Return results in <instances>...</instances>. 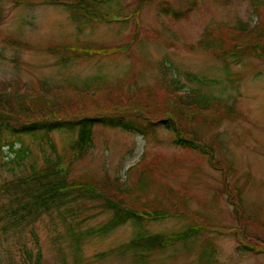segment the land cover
Returning <instances> with one entry per match:
<instances>
[{"label": "rangeland", "instance_id": "1", "mask_svg": "<svg viewBox=\"0 0 264 264\" xmlns=\"http://www.w3.org/2000/svg\"><path fill=\"white\" fill-rule=\"evenodd\" d=\"M40 1L0 0V88L12 82L28 93L53 95L69 102V112L91 115L133 106V110L143 108L145 116L165 120L161 114L176 97L177 81L183 91L193 89L214 98L223 116L217 126L196 120L188 126L199 130L202 141L211 145L212 164L197 150L172 145L169 130H149L141 123L140 133L95 127L93 148L72 165L69 149L75 135L51 133L49 145L55 153H47L63 158L67 165L61 172L67 170L68 178L94 188L98 182L109 180L105 182L109 184L118 178L123 188L133 191L123 198L137 213L156 208L169 215L144 223L142 231L147 234L184 235L191 227L199 228L198 223L239 230L233 235H198L153 255L148 264H203L204 257L210 264H264V254L237 250L239 242L251 247L254 239L264 241V56L227 54L236 39L245 40L244 49L252 44L253 31L264 35V0H196L195 8L177 20L163 15L161 7L179 13L194 0H110L102 7L127 18L113 24L92 23L71 8ZM210 29L219 32L215 38L223 42L221 50L202 46ZM86 45L121 48L88 51L80 47ZM51 48L57 49L50 53ZM57 53H70L74 60L64 64ZM186 74L206 85L187 82ZM225 108L231 114L226 115ZM213 112L204 118L209 123L216 121ZM23 141L29 152L21 155V165L9 162L16 157L10 146L2 149L0 185L45 164L47 154L39 150L47 145L27 136ZM17 143L15 152L21 141ZM108 193H113L110 188ZM229 198L241 203L242 216L234 212ZM66 210L74 215L68 221L72 230L52 209L50 216H41L32 225L1 234L0 264H34L24 260L20 250L35 255L37 246L41 264L133 263L128 255L100 260L96 255L133 240L139 227L128 222L104 236L88 235L106 224L111 212L100 208L99 202L80 200L59 211ZM207 251H214L213 259L206 257Z\"/></svg>", "mask_w": 264, "mask_h": 264}, {"label": "trees", "instance_id": "2", "mask_svg": "<svg viewBox=\"0 0 264 264\" xmlns=\"http://www.w3.org/2000/svg\"><path fill=\"white\" fill-rule=\"evenodd\" d=\"M110 0H41V4L64 6L71 8L78 15L82 16L87 21L92 23H122L127 20L125 16L118 15L110 10L102 7L103 3ZM196 0L192 1L187 8L178 13L173 11L167 6H162L160 12L163 15L172 17L177 20L181 17H185L188 12L195 8ZM139 14V9L135 12ZM73 16V15H72ZM75 17L73 16V19ZM214 30H206L205 39L202 41L204 49L212 51L221 50L223 42L216 37ZM252 44L247 48L245 47V40L240 41L236 39L232 49V52H227L231 57L256 55L264 56V35H255ZM20 44V43H15ZM250 44V42H248ZM247 44V45H248ZM130 46V42H129ZM246 46V45H245ZM84 50L99 51V50H118L121 48H107L102 46L86 45L80 46ZM106 48V49H104ZM57 49V48H56ZM55 48L48 49L50 53H53ZM66 51H70V48H66ZM63 57V63L67 64V61L73 59L70 53H57ZM224 54V53H223ZM223 54H219V58H224ZM74 60V59H73ZM192 75L186 74L187 82H197L201 86L206 85L204 82L195 80ZM49 87L50 85L46 83ZM174 89L182 90L183 86L178 85L177 81L174 84ZM48 86H42L43 89L50 92ZM17 85L12 82H7L6 87L0 88L4 92L0 94V158L2 155V149L6 146H10L9 151L14 153L12 160L9 162L20 163L22 162L21 155L27 151L28 146H25V139L22 142L24 136L30 137L35 141H39L42 144H46L42 150H39L44 156L43 162L45 163L41 168L35 170L24 177H17L13 180L7 181L0 185V235L6 233L9 230L16 229L23 225H32L38 221L41 216L49 215L52 209H55L57 213V219L62 222L64 226H71L68 222L74 215L69 210L60 212V208L70 202L77 200L80 201H96L99 202V207L103 210L111 212L112 216L110 220L102 225L99 229L93 232H87L88 235L94 234L96 236H104L111 232L115 228L131 222L133 225L139 227L140 231L136 238L129 241L126 244H122L107 253H101L96 255V260L107 257L109 255H116L118 257L130 256L133 259L132 264H148L150 258L164 250L174 247L180 242H186L197 235L206 233L204 229L191 227L185 231L184 235H164V234H147L143 232L144 223L153 222L169 217L163 210L159 209L144 210L141 213H137L138 210L128 204L123 196L132 195L129 188H123L124 185L119 183V179L115 181L105 180L98 182L97 187L85 182H77L68 178V171L61 172L62 158L56 155L51 157V154L47 153V150L51 152L49 145V135L55 131H66L75 135L74 142L70 145V165L76 160L84 157L93 148L94 128L100 126L101 128H119L124 130L143 132L138 128L139 124H144L147 129H167L172 134V145L179 146L185 150L194 151L197 150L204 155H208L209 162L213 163V149L210 144L202 141L200 136L201 132L191 130L188 126L193 125L195 122H206L210 126H217V122L223 119V116L219 113V109L214 102V98L208 95H200L193 91V89L187 90L185 96L176 95L175 99L171 100L167 106L166 111L162 112V116H165V120L159 118L152 119L149 116H145L143 110L141 112H113L108 113H95V114H83L77 112H69L70 104L68 101H59L55 99L53 95L47 93L40 94L35 93L33 90L27 91L16 89ZM197 89V88H195ZM199 90V89H197ZM200 91V90H199ZM200 96V98H199ZM199 98V99H198ZM186 107L182 111V108ZM230 108H232L230 106ZM213 110L214 118L209 123L204 118L210 115V111ZM231 110V109H229ZM227 108H225V114H231ZM184 112V114H183ZM164 114V115H163ZM144 120L145 122L141 121ZM200 119V120H199ZM196 123V124H197ZM164 124V126H163ZM145 132V131H144ZM145 138V136H143ZM14 143L21 141L19 144V152H15L11 141ZM17 140V141H15ZM30 142V141H29ZM27 143L32 145V143ZM18 144V143H17ZM33 146V145H32ZM55 149V148H54ZM67 165V164H65ZM68 169V168H67ZM70 169V168H69ZM103 185V188L98 186ZM139 187V186H138ZM108 188L113 192L112 195L108 193ZM103 199V200H101ZM241 204V203H240ZM171 214V213H170ZM177 214V216H181ZM187 215L186 213H184ZM35 245L37 244L36 237L33 232ZM243 242V241H242ZM243 246H237V250L242 253L262 254L264 253V247L254 244L248 247L244 242ZM37 246V245H36ZM36 254L32 253L28 249H21V255L24 260L33 262L34 264H41V253L37 246ZM214 251H207L206 257L213 259ZM205 258V257H204ZM203 264H210L204 262ZM76 263L78 259L76 258Z\"/></svg>", "mask_w": 264, "mask_h": 264}]
</instances>
